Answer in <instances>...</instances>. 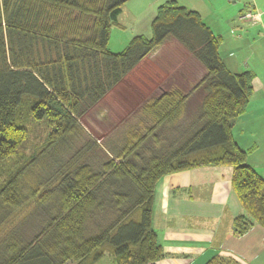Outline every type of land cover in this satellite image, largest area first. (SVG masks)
<instances>
[{
    "label": "trees",
    "instance_id": "obj_1",
    "mask_svg": "<svg viewBox=\"0 0 264 264\" xmlns=\"http://www.w3.org/2000/svg\"><path fill=\"white\" fill-rule=\"evenodd\" d=\"M127 1L0 0V264H101L106 253L107 264H154L164 256L152 226L156 186L168 173L199 166L232 167L244 210L236 235L264 227V178L233 135L255 73L232 71L219 50L222 36L178 0L158 5L151 37L135 35L111 51ZM170 39L203 76L187 90L171 85L148 99L144 119L121 144L90 136L87 111ZM194 93L204 94L187 117ZM77 138L81 146L57 159ZM34 206L46 217L25 236ZM205 264L242 263L216 254Z\"/></svg>",
    "mask_w": 264,
    "mask_h": 264
},
{
    "label": "crops",
    "instance_id": "obj_2",
    "mask_svg": "<svg viewBox=\"0 0 264 264\" xmlns=\"http://www.w3.org/2000/svg\"><path fill=\"white\" fill-rule=\"evenodd\" d=\"M219 2L229 4L227 0L211 1L213 6ZM189 4L186 6L197 10L205 20L199 4L198 7ZM236 4L230 5L236 7L237 12L250 8L256 16L254 23L238 22L248 26V34L253 38L247 64L250 60L256 63L258 61L253 60L254 54L264 53V0H239ZM216 34L222 36L221 53L225 38L220 33ZM237 43L241 45L242 41L234 44ZM232 49L238 50V46ZM232 49L230 54L233 53ZM221 56L232 71H241L233 67L236 63L240 64L239 60L229 61L226 55L221 53ZM249 70L255 73L253 94L249 101L256 111L253 112L251 108L252 112L240 115L241 118L235 120L233 135L239 145L249 151L248 163L264 178V139L257 140L258 134L264 132V126L259 130L254 126L257 119H264V72ZM261 125L258 123V127ZM230 167L199 166L168 173L159 180L154 195L152 226L164 256L154 264H205L216 254L233 257L242 264L254 262L257 251L264 247V227L255 225L243 235L234 233V219L244 211L233 190Z\"/></svg>",
    "mask_w": 264,
    "mask_h": 264
},
{
    "label": "rangeland",
    "instance_id": "obj_3",
    "mask_svg": "<svg viewBox=\"0 0 264 264\" xmlns=\"http://www.w3.org/2000/svg\"><path fill=\"white\" fill-rule=\"evenodd\" d=\"M164 1L128 0L125 2L118 16L120 25L112 27L109 49L113 52L121 51L126 47L132 37L138 34L151 37L153 35L152 20L156 14L158 5ZM178 1L184 5L191 3L197 7L199 4L204 13V22L210 25L216 33L222 34L225 38L221 53L226 55L229 61L239 60L240 64L236 63V66H233L234 69L239 70L240 68L242 71L251 68L257 69L261 73L264 72V53H255L253 60L255 59L258 62L254 63L250 60L248 62L249 65L247 64L252 51L251 42L253 38L251 34H248V26L238 23L241 21L238 19L240 13L237 12V8L230 5L234 4L236 6L239 0H227L229 4L219 2L214 6L211 3L212 0ZM234 9L235 11H233ZM255 17L253 19L250 16L245 22L241 23L248 21L254 23ZM238 24L239 26H237ZM240 35L242 36L238 38L237 36ZM238 41H242L241 45L239 43H237L239 45L234 44ZM234 46H238V50L232 49ZM231 49L233 50L232 54H230ZM225 50L227 51L226 54ZM202 76L203 68L198 61L176 40L170 39L149 54L104 99L91 107L82 118V123L90 136L99 142L113 145L115 143L121 144L129 126L138 124L139 120L144 119L142 106L148 99L160 94L163 89H168L171 85L179 84L184 90H187L189 86L188 82L192 85V83L199 80ZM203 94L194 93L190 97L191 100L189 108L187 109V117L195 112ZM249 103L250 108L247 105L248 108L246 107V110L241 116L252 112V109L253 112L256 111V107L252 106V102L249 101ZM238 118L241 117L239 116ZM258 123H262L263 125L258 127ZM254 126L259 130L264 126V119H257L254 122ZM258 136L259 138L257 140L264 139V132L259 133ZM82 140L77 138L71 141L73 143L68 144L66 141L60 147L61 149L57 153L56 158L60 161H66L67 147L72 144L69 149L76 150L81 146ZM96 154L100 155L99 153ZM93 160L95 162L98 161L96 158ZM31 212L32 216L30 220L22 223L23 235L26 234L28 236L27 233L31 234L34 226L40 225L46 217V213L42 207L38 208L34 206ZM111 260V255L106 253L100 263L107 264ZM67 264H72V262L69 261ZM252 264H264V247L257 251V258L254 259Z\"/></svg>",
    "mask_w": 264,
    "mask_h": 264
},
{
    "label": "built area",
    "instance_id": "obj_4",
    "mask_svg": "<svg viewBox=\"0 0 264 264\" xmlns=\"http://www.w3.org/2000/svg\"><path fill=\"white\" fill-rule=\"evenodd\" d=\"M250 16H252L253 19H254L255 14H254L253 12H251V11H248V12H246V13L241 14L239 18H240L241 20H245V21H246Z\"/></svg>",
    "mask_w": 264,
    "mask_h": 264
}]
</instances>
